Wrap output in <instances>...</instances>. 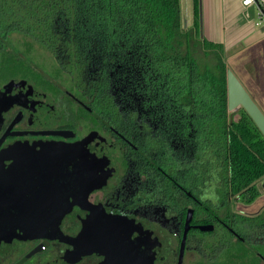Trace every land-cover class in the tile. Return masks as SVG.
Returning a JSON list of instances; mask_svg holds the SVG:
<instances>
[{"label":"flooded vegetation","instance_id":"flooded-vegetation-1","mask_svg":"<svg viewBox=\"0 0 264 264\" xmlns=\"http://www.w3.org/2000/svg\"><path fill=\"white\" fill-rule=\"evenodd\" d=\"M42 17L0 0V264H264L202 112Z\"/></svg>","mask_w":264,"mask_h":264},{"label":"trees","instance_id":"trees-1","mask_svg":"<svg viewBox=\"0 0 264 264\" xmlns=\"http://www.w3.org/2000/svg\"><path fill=\"white\" fill-rule=\"evenodd\" d=\"M19 3L27 5L35 15L42 13L44 22L55 19L57 13L65 14L74 21L77 37L115 40V44L108 41L109 52L122 42L123 48L117 51L138 54L136 67L146 78V85L149 69L166 76L167 83L161 82L165 88L156 84L160 92L170 86L177 96L174 100H185L191 114L197 116L202 112L206 124L214 126L230 195H241L247 203L256 200L260 195L256 184L264 178V135L244 108L240 113L239 109L228 110L225 47L203 37L200 0H193V19L188 27L184 26L181 0H19ZM262 216L264 219V208L257 219Z\"/></svg>","mask_w":264,"mask_h":264},{"label":"crops","instance_id":"crops-1","mask_svg":"<svg viewBox=\"0 0 264 264\" xmlns=\"http://www.w3.org/2000/svg\"><path fill=\"white\" fill-rule=\"evenodd\" d=\"M200 3L203 37L224 45L229 67L264 112V23L257 24V7L245 6L243 0ZM263 179L256 184L260 195Z\"/></svg>","mask_w":264,"mask_h":264},{"label":"water","instance_id":"water-1","mask_svg":"<svg viewBox=\"0 0 264 264\" xmlns=\"http://www.w3.org/2000/svg\"><path fill=\"white\" fill-rule=\"evenodd\" d=\"M184 26H187L186 20L184 21ZM227 89L228 110L233 111L243 107L264 135V112L231 68L227 70ZM262 182V187L264 188V179Z\"/></svg>","mask_w":264,"mask_h":264},{"label":"rangeland","instance_id":"rangeland-1","mask_svg":"<svg viewBox=\"0 0 264 264\" xmlns=\"http://www.w3.org/2000/svg\"><path fill=\"white\" fill-rule=\"evenodd\" d=\"M192 10H193V0H181V11H182V16H183V22L185 20L187 21L186 27H188L192 24V19H193ZM228 68H230L229 65H228ZM238 109L240 110L239 111V113H240V112H242L243 107H239L235 110L238 111ZM240 202L242 203V205L240 206L241 210L247 211V212H256L264 206V195H259L253 203L247 204V202L244 200V198H243V200L240 199Z\"/></svg>","mask_w":264,"mask_h":264},{"label":"built area","instance_id":"built-area-1","mask_svg":"<svg viewBox=\"0 0 264 264\" xmlns=\"http://www.w3.org/2000/svg\"><path fill=\"white\" fill-rule=\"evenodd\" d=\"M245 6L254 5L258 9V22L257 24L264 23V0H243Z\"/></svg>","mask_w":264,"mask_h":264}]
</instances>
